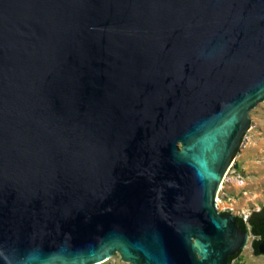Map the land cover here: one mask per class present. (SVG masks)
Wrapping results in <instances>:
<instances>
[{
  "label": "water",
  "instance_id": "1",
  "mask_svg": "<svg viewBox=\"0 0 264 264\" xmlns=\"http://www.w3.org/2000/svg\"><path fill=\"white\" fill-rule=\"evenodd\" d=\"M262 101L264 0H0V264H231Z\"/></svg>",
  "mask_w": 264,
  "mask_h": 264
},
{
  "label": "rangeland",
  "instance_id": "2",
  "mask_svg": "<svg viewBox=\"0 0 264 264\" xmlns=\"http://www.w3.org/2000/svg\"><path fill=\"white\" fill-rule=\"evenodd\" d=\"M215 204L218 211L241 216L247 220L252 211L264 207V101L249 112V127L233 155L231 164L217 192ZM250 236L246 247L231 264H264L263 255H254ZM99 264H130L114 254Z\"/></svg>",
  "mask_w": 264,
  "mask_h": 264
},
{
  "label": "trees",
  "instance_id": "3",
  "mask_svg": "<svg viewBox=\"0 0 264 264\" xmlns=\"http://www.w3.org/2000/svg\"><path fill=\"white\" fill-rule=\"evenodd\" d=\"M222 214H230L228 211H221ZM234 220L240 231H249L251 235L255 236L256 239L251 241V245L255 247L253 253L258 255L256 247L261 240L264 239V210L260 209L252 211L248 216L247 220H244L241 216L234 215ZM240 251L236 252L232 256H229V260L235 259Z\"/></svg>",
  "mask_w": 264,
  "mask_h": 264
},
{
  "label": "bare ground",
  "instance_id": "4",
  "mask_svg": "<svg viewBox=\"0 0 264 264\" xmlns=\"http://www.w3.org/2000/svg\"><path fill=\"white\" fill-rule=\"evenodd\" d=\"M225 176V175H224ZM224 178V177H223ZM221 188V183L219 184V187H218V191L217 192H219V189Z\"/></svg>",
  "mask_w": 264,
  "mask_h": 264
},
{
  "label": "flooded vegetation",
  "instance_id": "5",
  "mask_svg": "<svg viewBox=\"0 0 264 264\" xmlns=\"http://www.w3.org/2000/svg\"><path fill=\"white\" fill-rule=\"evenodd\" d=\"M262 241V240H261ZM252 252H253V250H252ZM258 255H260V254H258Z\"/></svg>",
  "mask_w": 264,
  "mask_h": 264
},
{
  "label": "built area",
  "instance_id": "6",
  "mask_svg": "<svg viewBox=\"0 0 264 264\" xmlns=\"http://www.w3.org/2000/svg\"><path fill=\"white\" fill-rule=\"evenodd\" d=\"M245 220V218H243Z\"/></svg>",
  "mask_w": 264,
  "mask_h": 264
}]
</instances>
